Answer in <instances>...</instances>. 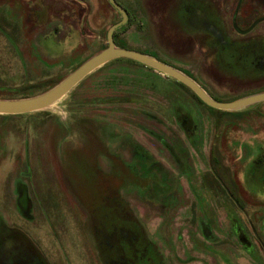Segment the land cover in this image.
I'll return each instance as SVG.
<instances>
[{"label":"rangeland","instance_id":"obj_1","mask_svg":"<svg viewBox=\"0 0 264 264\" xmlns=\"http://www.w3.org/2000/svg\"><path fill=\"white\" fill-rule=\"evenodd\" d=\"M118 2L132 16L119 36L127 46L187 71L214 97L264 92V0ZM120 19L106 0H0V98L51 89L103 50ZM118 60L43 111L0 115V234L21 229L49 264H264L259 244L241 249L233 232L238 217L264 241V103L212 112L172 79ZM177 88L174 105L202 139L186 147L190 166L154 149L144 131L165 138L174 127L180 138L166 114ZM141 147L146 162L129 161ZM24 192L25 213L15 201Z\"/></svg>","mask_w":264,"mask_h":264},{"label":"flooded vegetation","instance_id":"obj_2","mask_svg":"<svg viewBox=\"0 0 264 264\" xmlns=\"http://www.w3.org/2000/svg\"><path fill=\"white\" fill-rule=\"evenodd\" d=\"M74 2H76V1H74ZM125 12L127 14L128 20H129V13L127 11H125ZM255 22L257 24L259 21H255ZM247 30H248V28L246 30L242 31V32L246 33ZM156 73H158V72H156ZM136 97L135 98L138 101H141L140 100L141 96L136 95ZM174 102H176V98L175 97H174V100L172 99V101L168 102V106L170 105V103H171V105H170V107L167 108L168 110L166 111V114L170 115L169 117L172 116L173 122H175L178 125V127H179L178 131H179V133L181 132L180 135L182 136V138H181V136L179 138L178 134L176 135V129L174 127L172 129L165 130V135H166L165 138L162 137V134L154 133L152 130H144V131L149 137H152L151 134L156 136V139H155V142H154V146L155 147L152 145V147L154 149H158V150L162 149L164 151L166 150V152L170 156V160H173L176 164H178L180 166H181L182 162H184L183 161L184 158H187V164L190 166V159L188 158L186 147L187 146L194 147L198 142H199L198 144H200L201 140H202L201 139V134L199 133L198 136H196L195 133H194V135H193V132L195 131V127L192 126L191 115L188 113V111H185V110L182 111L180 109V107H176L174 105ZM137 104H139V103H136V105ZM140 105H141V103H140ZM169 117H168V119H171ZM169 124L171 125V122H169ZM183 141H184V143H183ZM145 148L148 149L149 147H145ZM172 148H177V149H175L176 151L172 152ZM140 149L141 150L135 151L136 156H134L132 154V156L129 158V161L136 160L142 165H143L144 161L146 162V160H143V158H141L138 155L139 151L140 152L143 151L142 147ZM177 150L178 151L182 150L181 151L182 154L178 155ZM172 153H173V155H172ZM180 157H182L183 159L181 160ZM121 160L127 162V160H124V159H121ZM262 167H264V165H262ZM261 170H262V168H261ZM251 171L254 174H256V175H259V174H257L258 173V169H257L256 166L254 168H252ZM192 190L191 191L188 190V191L184 192V194H183L184 200L186 201L185 205L186 206L188 205L189 207H190V203H191L190 200L194 196V193H193L194 190L193 191ZM27 197L28 196H27V194L25 192L16 195L15 201L17 203V210L18 211H21V212H24V213L27 212V209L29 207V201L27 200L28 199ZM169 197H171V196H169ZM230 197L232 199H234L236 201V203H237V207H236L237 209L235 208L236 213H234V216L237 213L239 215V213L242 210L241 204L238 201V199L234 197V195L232 193L230 194ZM233 219L236 222V224H234V226H233V232H235V237H236V239L234 241L236 243H238V245H239V247L241 249H250V250H252L253 249L252 246H256V244H259L260 248L257 250L258 251V255H260L259 257L264 259V249H262V247H261V243L264 244V241L256 239V236H255L254 230H253L254 229L253 226H251L250 223H247V224L242 223V221L240 219H238V217H233ZM10 226L7 227L8 229L4 233L2 232L0 234V264H49L48 263L49 261L46 258L45 254H43L41 252L39 247L37 248V246H35L31 242L30 238H28L27 235H25V233H23V231L21 229L14 228L12 226L10 227ZM205 226H206L205 223L204 224L203 223H199V229L201 230L202 237L205 239L204 236L208 235L207 239H211V237L209 236L210 234L207 232V231H210L209 227L207 228ZM126 237H127L126 241L131 246H133L134 242L132 241V239H134V238L132 237V239H131L128 235H126ZM107 242H108V244H110L111 247L114 248L113 245L116 244V241L114 239H109V240H107ZM211 242H214V241H211ZM133 248H135V247L133 246ZM233 249H234V247H233ZM134 251H135L134 253H136L137 250L134 249ZM102 259H103V257L100 255V261ZM210 259H211L210 262L212 264H215L214 263V261H215L214 258L210 257ZM107 264H113V262H107Z\"/></svg>","mask_w":264,"mask_h":264},{"label":"water","instance_id":"obj_3","mask_svg":"<svg viewBox=\"0 0 264 264\" xmlns=\"http://www.w3.org/2000/svg\"><path fill=\"white\" fill-rule=\"evenodd\" d=\"M106 2L121 17L119 22L111 25L107 30V47L87 59L57 85L40 95L18 100L0 99L1 116H16L43 111L61 100L92 72L117 59L131 60L173 79L189 89L202 104L217 111L234 112L255 104L264 103V92L249 95L231 102H217L206 94L195 81L174 67L161 63L149 55L128 49L117 48L114 45L113 33L127 23L128 17L125 10L119 7L114 0H106ZM252 28L248 29V31Z\"/></svg>","mask_w":264,"mask_h":264},{"label":"trees","instance_id":"obj_4","mask_svg":"<svg viewBox=\"0 0 264 264\" xmlns=\"http://www.w3.org/2000/svg\"><path fill=\"white\" fill-rule=\"evenodd\" d=\"M114 2L117 4V5H119L122 9H124L125 11H127L128 13H129V11L127 10V8L124 6V5H122V4H120L119 2H118V0H114ZM131 19H132V16L130 15V13H129V20H128V23H126V26H124V27H121V28H119V29H117L116 31H114V33H113V40H114V45L117 47V48H122V49H128V50H132V51H136V52H139V53H143V54H146V55H149V56H151V57H153V58H155L157 61H159V62H161V63H164V64H167V65H169V66H171L170 64H168V63H166V62H164L163 60H161V59H159L157 56H155L154 54H152V53H150V52H146V51H140V50H136V49H134V48H131V47H129V46H127L126 45V43H125V41L123 40V39H120L119 38V36L121 35V33L122 32H124V30L126 29V27H127V25L131 22ZM116 23V22H115ZM115 23H112V25L113 24H115ZM107 47V45H105L102 49H105ZM119 60L117 59V60H113V61H111V62H109V63H107L106 65H104V66H102L100 69H98L97 71H99V70H104V68H106V66H108V65H110V64H113V63H115V62H118ZM129 63H132V64H135V65H137V66H140V67H143L144 69H147V70H150L149 68H147V67H144L143 65H140V64H138V63H135V62H133V61H131L130 60V62ZM82 63H80L78 66H77V68L81 65ZM116 64V63H115ZM171 67H173V66H171ZM176 69V68H175ZM101 70V71H102ZM152 71V70H151ZM179 71H181L182 73H184L185 75H187L189 78H191L193 81H195L196 82V79L192 76V75H190L187 71H185V70H179ZM175 82V81H174ZM197 83V82H196ZM108 84L109 83H107V81H105L104 83H103V85L105 86V87H109V88H111L112 90H117V84L116 85H114V86H112V85H110V86H108ZM174 84V86L175 87H177V86H179V87H183L191 96V99H193L196 103H198V104H200L201 106H203L204 108H207L208 110H210V111H212V112H220V111H217V110H214V109H211V108H208V107H206L204 104H202L198 99H197V97L190 91V90H188L186 87H184L183 85H181V84H179V83H177V82H175V83H173ZM198 84V83H197ZM103 85H101L102 87H104ZM119 85V84H118ZM131 85H133V83L131 84ZM177 85V86H176ZM199 85V84H198ZM136 86H138V89L139 88H142L141 87V85H136ZM200 86V85H199ZM133 87V86H132ZM201 87V86H200ZM119 88V87H118ZM204 91H205V93L206 94H208L213 100H215V101H217V102H230V101H227L225 98H223V97H221V98H217V97H214V96H212V95H210L203 87H201ZM138 89H137V91L135 92L136 94L138 93H140V91L138 92ZM143 89V88H142ZM48 90V89H47ZM120 92V91H119ZM179 89L177 88V93H176V95H174V96H172L173 98V100H174V97L176 98V99H179ZM251 95H253V94H251ZM134 96V95H133ZM133 96H125L126 97V102H129V100H128V98H131L132 100L129 102V103H136L135 102V100H136V98H133ZM31 97H33V96H31ZM243 97H246V96H240V98H243ZM121 98H123V96H121L120 97V99H117L118 101H120L121 100ZM239 98V99H240ZM0 99H6V100H11L12 98H0ZM23 99V98H22ZM172 99H169V101H172ZM115 100V99H114ZM237 100V99H236ZM111 101H113V100H111ZM189 103L191 104V102L189 101ZM221 113V112H220ZM199 114V113H198ZM223 114H224V112H223ZM212 166L214 165V162L211 164ZM214 167V166H213ZM212 167V168H213ZM214 170H215V167L213 168Z\"/></svg>","mask_w":264,"mask_h":264}]
</instances>
